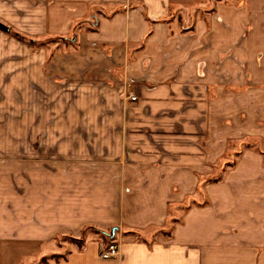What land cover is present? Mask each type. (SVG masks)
<instances>
[{"label":"crops","instance_id":"1","mask_svg":"<svg viewBox=\"0 0 264 264\" xmlns=\"http://www.w3.org/2000/svg\"><path fill=\"white\" fill-rule=\"evenodd\" d=\"M0 21L75 31L0 32V264H264V0H0ZM114 227L104 259L85 231Z\"/></svg>","mask_w":264,"mask_h":264},{"label":"rangeland","instance_id":"2","mask_svg":"<svg viewBox=\"0 0 264 264\" xmlns=\"http://www.w3.org/2000/svg\"><path fill=\"white\" fill-rule=\"evenodd\" d=\"M203 1L207 3L209 8L212 7V5L216 2V0H203ZM94 20H95L94 17H88V20H80L78 22H75V24H74L75 27L73 28V30L75 28H77L82 23H85V25L90 27V24L93 23ZM5 24H7V23H5ZM7 25L10 26L11 31L9 33L4 31V33H7L10 37L15 38L16 40L20 41L21 43H24V44H26V45L34 48V49L47 47L50 50V52L51 51L53 52L55 50H58L59 47H63V46L64 47H71L73 45V43H74L73 36L75 34V31L73 32V30L66 36V38H64V37L62 38V37H59V36H57V37L47 36V37L30 38V37H28L26 35H22L20 33L15 32L13 27H12V25H10V24H7ZM0 32H3V30H0ZM51 119L52 120L50 121V123L53 124L55 119H54V117H52ZM46 132H47V134H45V132H44V134H42L41 138H37L36 140L33 141L34 145H36V148H41L42 147V149H43V147H44L43 145L46 144V141L49 139V134H48L49 130L47 129ZM251 142H254L257 146H260L261 148L264 147V145H261L259 140L255 139L254 141H251ZM17 154H20V153H17ZM20 155L23 157V154H20ZM18 158H20V157L18 156ZM19 170H21V169H19ZM21 175H22V173H21ZM18 187H21V186H17V188ZM176 215L179 216V213L177 212ZM85 232H91L95 237L103 238L102 237L103 236L102 233H100L96 228L87 229ZM85 232H84V234H85ZM81 238L78 239V238L73 237L72 234H69V235H59V236H57L56 240H57V243H58L59 246H64L62 251H63V253H66L67 250H65V248L68 246V244L76 243V244H79V246H81L82 245ZM105 242L107 244V243H110L111 241L107 242V240H105ZM63 255L64 254H56L55 256H63ZM53 256L42 258L40 262L44 263V262H46V260L48 258H53ZM57 258H61V257H57Z\"/></svg>","mask_w":264,"mask_h":264},{"label":"built area","instance_id":"3","mask_svg":"<svg viewBox=\"0 0 264 264\" xmlns=\"http://www.w3.org/2000/svg\"><path fill=\"white\" fill-rule=\"evenodd\" d=\"M133 100H135L137 97L136 96H131ZM120 248L117 242L111 241L108 243L101 251V256L104 259H110L113 257H116L119 255Z\"/></svg>","mask_w":264,"mask_h":264},{"label":"trees","instance_id":"4","mask_svg":"<svg viewBox=\"0 0 264 264\" xmlns=\"http://www.w3.org/2000/svg\"><path fill=\"white\" fill-rule=\"evenodd\" d=\"M94 23H91L90 24V28H94ZM210 181H215V180H217V178H210L209 179ZM100 233H102V237H103V239L104 240H107V242L108 241H111L112 240V237L108 234V233H105V232H103V231H101V230H99V229H97ZM163 233L165 234V235H167V236H170L171 235V233H172V229L170 230V229H168V230H164L163 231ZM57 257H60V256H53V258H55L56 260H58L59 258H57Z\"/></svg>","mask_w":264,"mask_h":264},{"label":"water","instance_id":"5","mask_svg":"<svg viewBox=\"0 0 264 264\" xmlns=\"http://www.w3.org/2000/svg\"><path fill=\"white\" fill-rule=\"evenodd\" d=\"M0 30H3L7 33H9L11 31V28L6 25L5 23L1 22L0 21ZM73 41H75V37H73ZM115 230H116V227H114L110 233H108L111 237L114 236V233H115Z\"/></svg>","mask_w":264,"mask_h":264}]
</instances>
